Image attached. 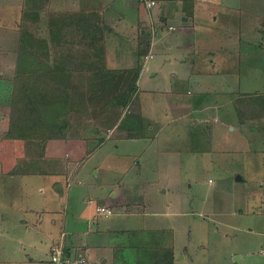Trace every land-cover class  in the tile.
I'll list each match as a JSON object with an SVG mask.
<instances>
[{
	"label": "crops",
	"instance_id": "crops-1",
	"mask_svg": "<svg viewBox=\"0 0 264 264\" xmlns=\"http://www.w3.org/2000/svg\"><path fill=\"white\" fill-rule=\"evenodd\" d=\"M246 1L251 2L156 0L155 5L148 6L139 0H0V174L4 181L6 177L24 179L21 188L31 187L39 193H47L42 197L41 210L37 211V222L28 225L29 230L39 229L47 244L46 255L31 258L33 264H40L48 257L50 246L63 233L59 236L57 233L65 216L62 208L69 205L71 184H82V178L90 181L85 188L90 202L92 198L98 199L119 210L118 213L135 215L140 223L132 227L142 230L144 236L134 245L113 244L111 240L91 245L86 241V235L101 231L93 226L98 219L94 207L85 202L80 204L76 218L88 219V229H77L68 236L72 246H76L73 248L66 242L71 255L86 256L87 264H96L95 255L100 248L105 250V256L97 264H108L110 260L111 264H181L187 259L188 252L184 253L176 244L175 228L162 218L169 213L166 206L171 205L159 198L166 191L161 185L166 184V176L181 171V167L190 165L188 161L201 153L200 142L205 143V152L211 145L216 146L219 130H225L216 114L223 107L221 104L227 92L235 94L233 102L240 110L248 92L264 91L246 90L240 83V90H236L228 83L229 80L238 82L231 74H239L236 63L237 59L241 60L240 49L246 41ZM27 9L38 12L36 16H41V24L47 28L48 36L50 14L89 15L105 30L107 67L137 68L133 102L122 110L117 121L115 117L106 121L110 111H95V118L104 115V125L97 120L87 122L90 118L73 121L75 117L71 115V121L57 122L59 128L51 133L46 131L39 135L35 131L29 140L17 134L20 127L12 121L13 100L14 104L20 105L24 94L21 85L17 87L16 72L20 26ZM254 31H258L257 27ZM233 58L236 61L232 63ZM30 79L36 81L38 76L30 75ZM45 92L36 87L31 90L33 95ZM66 94H69L67 90ZM92 108L96 109L91 106L89 112ZM85 111L88 112L87 108ZM135 114L141 115L142 122ZM260 122L264 126V122ZM52 124L55 122L39 121L38 128L49 130ZM113 155H117L115 160L119 162L120 155L131 158L116 166L107 163ZM91 159H94V175L88 164ZM5 162L11 167L6 168ZM109 165L119 173L118 176L127 172L142 175L143 170L148 169L152 178L158 176L162 180L159 183L148 181L146 185L141 181L118 183L120 180H116V184H101L99 178L109 171ZM237 176L242 179L240 174ZM107 185L110 186L108 190ZM180 199L177 197V203ZM257 200L263 204L255 211L264 215V197ZM172 229L175 231L165 241V230ZM128 234L130 232H126ZM149 245L153 249L142 248ZM124 247L132 254L129 255L130 250ZM119 257L123 260H117ZM189 260L188 264H210L192 257Z\"/></svg>",
	"mask_w": 264,
	"mask_h": 264
},
{
	"label": "rangeland",
	"instance_id": "rangeland-1",
	"mask_svg": "<svg viewBox=\"0 0 264 264\" xmlns=\"http://www.w3.org/2000/svg\"><path fill=\"white\" fill-rule=\"evenodd\" d=\"M246 3V41L242 43L240 49L241 60L237 59L236 63L239 74L238 72L236 75L231 74V78H237L238 82L229 80L228 83L236 90H240V83L241 88L260 91L264 90V0H251ZM42 5L45 6V4ZM254 27H257L258 31H254ZM39 35H48L45 25L39 26ZM26 57L24 55L20 61ZM231 61L233 63L236 60L233 58ZM26 64L28 63L24 65ZM25 77L29 78L26 75ZM25 77L22 75L18 78L17 87L21 85L20 88L23 89ZM111 89L108 84L103 92L105 97ZM103 94L93 99V103H87V106L79 104L77 108L81 114L72 113L75 117L73 121L90 118L91 120L87 122L95 120L104 122V115H101L102 120L100 117L93 116L96 115L95 111L101 109ZM226 94L221 104L223 107L218 109L216 114L225 125V130L218 132L216 146L211 145L209 151L205 152L203 147L206 148V145L200 142L198 147L201 153L188 161L190 165L181 167V171L172 172L170 176H166V184L161 185L162 188H166V191H163L159 198L165 199L171 205L166 206L169 213L162 218L166 224L175 228L176 244L179 249L184 253L188 252L187 259L182 260L181 264L190 263L191 257L195 261L210 264H264V215L262 212L255 211L263 204L257 198L264 197V129H262L264 126L260 122H264V91L248 92L243 109L240 110L235 108V102H233L235 94L231 92ZM91 106L96 109L92 108L89 112ZM85 108L88 110L87 113ZM22 116L23 114L16 115L15 125L20 127L19 134L22 137H28L31 133L37 132L39 119L35 116L27 118V115L23 119L19 118ZM111 118V115L106 117V121ZM59 126L52 124L49 126L48 133ZM116 157L117 155L110 156L107 163L123 165L131 158L120 155L119 162L115 160ZM88 164L94 175V159H91ZM109 166L111 167L108 168L109 171L105 172L103 178H99L101 184H116L120 180L118 183L141 181L146 185L148 181L159 183L162 180L158 176L152 178V172L148 169L143 170L142 175L127 172L120 173L118 176L119 173L111 165ZM5 167L11 166L5 162ZM237 174H240L242 179H238ZM85 175L87 174H83ZM22 181L24 179L16 180L10 177H6L4 181V176L0 174V185L3 186L0 187L2 188L0 191V264H33L31 258L46 255V238L37 228L29 230L28 225L37 222V211L41 210L39 206L43 204L42 197L47 193H39L36 188L31 187L21 188L20 184L25 183ZM81 182L83 183L71 184L72 196L67 203L69 205L62 208L65 216L57 232L58 236L62 232L66 233V242L73 248L76 246H72L68 238L70 233H74L77 229H88V219L76 218L80 204L86 202L87 205L93 206L95 213H97L96 204H103L94 198L90 202L89 193L85 189L90 181L82 178ZM108 189L110 186L107 185ZM177 197L182 198L178 203ZM112 209L114 212L110 215L97 213L98 219L93 226H97L101 232L89 233L85 237L86 241L91 245L102 241L107 243L110 240L113 244L134 245L142 239L144 236L142 230L138 231L132 227L139 225L140 220L134 217L135 215H125L118 213L119 210ZM222 213L225 214L221 215ZM175 230H165V241ZM126 232L130 234L126 235ZM77 237L80 235L77 234ZM142 248L153 249L150 245ZM124 249L130 250L126 247ZM137 250L143 251L141 248ZM103 251L105 250L101 248L96 251V264L105 256ZM128 254H132V251L130 250ZM124 256L127 257V255ZM117 260L121 261L123 257ZM108 264H111V260Z\"/></svg>",
	"mask_w": 264,
	"mask_h": 264
},
{
	"label": "trees",
	"instance_id": "trees-1",
	"mask_svg": "<svg viewBox=\"0 0 264 264\" xmlns=\"http://www.w3.org/2000/svg\"><path fill=\"white\" fill-rule=\"evenodd\" d=\"M36 14L39 15L37 11L27 9L22 16L16 81L22 75L29 78L25 77L23 83L21 104H14L13 100L12 121H16V115L23 114L19 118L23 119L27 115V118L35 116L41 122L55 120V124L63 121L67 123L71 121L72 113L79 111V104L87 106V103H93V99L102 96L108 84L112 89L106 97L103 94L105 103L102 100L99 111H110L107 115L115 117L114 120L117 121L122 110L133 102L137 68L107 67L105 30L89 15L58 12L50 14L49 36H40L41 16ZM24 55L27 57L20 61ZM25 63L28 64L24 65ZM30 75H37L38 79H30ZM35 87L40 92H48L51 88L52 91L33 95L31 90ZM135 115L142 122L141 115ZM46 131L45 127L37 129L39 135ZM24 138L29 140L30 137Z\"/></svg>",
	"mask_w": 264,
	"mask_h": 264
},
{
	"label": "built area",
	"instance_id": "built-area-1",
	"mask_svg": "<svg viewBox=\"0 0 264 264\" xmlns=\"http://www.w3.org/2000/svg\"><path fill=\"white\" fill-rule=\"evenodd\" d=\"M148 6L156 4V0H139ZM173 26H171L172 28ZM96 211L99 214L109 215L113 209L106 204H96ZM49 257L42 260L40 264H87L88 259L84 255H71L66 245V233H62L60 238L50 246Z\"/></svg>",
	"mask_w": 264,
	"mask_h": 264
}]
</instances>
